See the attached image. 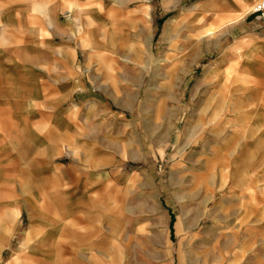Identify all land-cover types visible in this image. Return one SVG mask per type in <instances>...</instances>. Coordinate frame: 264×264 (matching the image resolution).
Listing matches in <instances>:
<instances>
[{
    "label": "rangeland",
    "instance_id": "rangeland-1",
    "mask_svg": "<svg viewBox=\"0 0 264 264\" xmlns=\"http://www.w3.org/2000/svg\"><path fill=\"white\" fill-rule=\"evenodd\" d=\"M107 3L125 42L83 49V72L109 106L86 122L113 154L96 197L119 254L95 263L264 264V46L239 34L256 0ZM42 211L0 205V264H40L16 255Z\"/></svg>",
    "mask_w": 264,
    "mask_h": 264
},
{
    "label": "crops",
    "instance_id": "crops-1",
    "mask_svg": "<svg viewBox=\"0 0 264 264\" xmlns=\"http://www.w3.org/2000/svg\"><path fill=\"white\" fill-rule=\"evenodd\" d=\"M105 1L115 0H0V205H41L21 233L25 253L16 255L40 264H97L119 254L113 218L96 197L113 154L99 147V124L86 122L90 109L109 106L96 77L83 72V49L111 52L125 42L118 27L125 11ZM253 20L239 34L258 49L264 21ZM244 60L255 73L259 58Z\"/></svg>",
    "mask_w": 264,
    "mask_h": 264
},
{
    "label": "built area",
    "instance_id": "built-area-1",
    "mask_svg": "<svg viewBox=\"0 0 264 264\" xmlns=\"http://www.w3.org/2000/svg\"><path fill=\"white\" fill-rule=\"evenodd\" d=\"M250 15L255 16L258 20L264 21V1L257 4L250 12Z\"/></svg>",
    "mask_w": 264,
    "mask_h": 264
},
{
    "label": "bare ground",
    "instance_id": "bare-ground-1",
    "mask_svg": "<svg viewBox=\"0 0 264 264\" xmlns=\"http://www.w3.org/2000/svg\"><path fill=\"white\" fill-rule=\"evenodd\" d=\"M260 1H261V0H260ZM263 1H264V0H263ZM263 1H262V2H263ZM262 2H259V3H262ZM259 3H258V4H259ZM256 5H257V4H256ZM256 5H255V6H256ZM255 6H254V7H255ZM254 7H253V8H254Z\"/></svg>",
    "mask_w": 264,
    "mask_h": 264
}]
</instances>
